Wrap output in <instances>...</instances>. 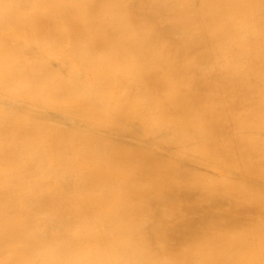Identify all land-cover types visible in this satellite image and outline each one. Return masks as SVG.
Here are the masks:
<instances>
[{
  "label": "bare ground",
  "instance_id": "1",
  "mask_svg": "<svg viewBox=\"0 0 264 264\" xmlns=\"http://www.w3.org/2000/svg\"><path fill=\"white\" fill-rule=\"evenodd\" d=\"M0 264H264V0H0Z\"/></svg>",
  "mask_w": 264,
  "mask_h": 264
}]
</instances>
